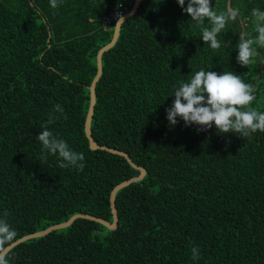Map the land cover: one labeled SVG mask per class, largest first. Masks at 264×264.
Segmentation results:
<instances>
[{
    "label": "trees",
    "instance_id": "1",
    "mask_svg": "<svg viewBox=\"0 0 264 264\" xmlns=\"http://www.w3.org/2000/svg\"><path fill=\"white\" fill-rule=\"evenodd\" d=\"M135 1L60 0L53 9L50 0H0V217L8 213L17 240L76 214L112 222V190L140 175L124 157L92 150L85 132L97 55L116 24L103 19ZM229 2L241 16L213 50L177 0H142L103 56L91 130L145 177L117 194L116 230L78 219L18 245L9 264H264V132L197 131L179 117L172 126L165 111L201 68L254 84L251 107L264 111V48L248 67L235 48L245 25L255 37L251 10L264 11V0H211L218 10ZM57 104L63 115L48 128L84 153L82 171L42 159L36 137Z\"/></svg>",
    "mask_w": 264,
    "mask_h": 264
},
{
    "label": "clouds",
    "instance_id": "2",
    "mask_svg": "<svg viewBox=\"0 0 264 264\" xmlns=\"http://www.w3.org/2000/svg\"><path fill=\"white\" fill-rule=\"evenodd\" d=\"M60 0H50V6L55 9ZM182 11L191 17L199 28L201 38L211 49L221 47L217 39L229 23H237L241 12L237 7H225L223 10L215 8L211 0H177ZM253 29L256 33L252 37L247 30V25L238 31L239 40L235 45L238 51L236 61L243 67L253 63V58L260 53L257 47L264 48V11L259 8L251 10ZM123 17H119L122 20ZM207 21V24L205 23ZM256 87L252 83H246L233 71L216 73L205 71L201 68L196 71L187 81H180L174 90V101L165 111L167 120L172 126L178 123L177 118L183 120L186 127L197 125V131H208L215 125L218 133L229 132L239 134L243 138L251 136L257 131L264 132V111H258L251 107L256 100ZM63 108L57 104L53 114L45 124L42 131L37 134V140L42 145V159H47V153L58 157L60 168L73 167L83 170L85 155L83 152L73 150L68 143L58 138L49 130L48 125L55 122L59 117L55 112L63 115ZM64 118H67L66 116ZM5 212L0 217V264H9L8 253L10 246L18 238L17 231L7 219ZM192 259H199V249L193 247Z\"/></svg>",
    "mask_w": 264,
    "mask_h": 264
},
{
    "label": "water",
    "instance_id": "3",
    "mask_svg": "<svg viewBox=\"0 0 264 264\" xmlns=\"http://www.w3.org/2000/svg\"><path fill=\"white\" fill-rule=\"evenodd\" d=\"M141 2H142V0H136L134 5H133V8L128 13H126L122 16L123 17L122 20H118L116 22L115 27H114V36H113L112 41L109 44H107L106 46H104L103 48H101L100 51L98 52V55H97V74H96V76H95V78H94V80L90 86L91 100H90V107H89V111H88L86 123H85V132H86L87 138L89 140L90 148L92 150H104V151L110 152L112 154H116V155L124 157L133 168L140 171V175L138 177H135V178H132L130 180L122 182L121 184L117 185L112 190L111 195H110V205H111L112 214H113V221L112 222H109V221H106L102 218H98V217L88 215V214H76V215L72 216L66 222L51 226L50 228H48L46 230L27 235V236L15 241V243L10 246L9 252L11 250H13L14 248H16L18 245H20L26 241H29L31 239L42 238V237H45V236L51 234L54 231L68 228L78 219H87V220L95 221V222L100 223L103 226L107 227L109 230H116L118 228V223H119V215H118V210L116 207L117 194L122 189L129 187L131 184L142 181L143 178L145 177V175H146L145 168L139 167L126 152L115 150V149L107 147V146L99 145L94 140V138L92 136V130H91L92 120H93V116L95 113V105L97 102L96 87H97L98 82L101 79L102 74H103V56L106 52L111 50L117 44L118 39L120 37L122 25L124 24V22L126 20H128L129 18H131L135 15V13L138 11V9L141 5ZM228 8H231L230 2L228 3Z\"/></svg>",
    "mask_w": 264,
    "mask_h": 264
},
{
    "label": "built area",
    "instance_id": "4",
    "mask_svg": "<svg viewBox=\"0 0 264 264\" xmlns=\"http://www.w3.org/2000/svg\"><path fill=\"white\" fill-rule=\"evenodd\" d=\"M127 9H116L114 10L108 17H105L103 19V25L106 28L111 27L114 23H116L119 20V17H122L124 15V12Z\"/></svg>",
    "mask_w": 264,
    "mask_h": 264
}]
</instances>
